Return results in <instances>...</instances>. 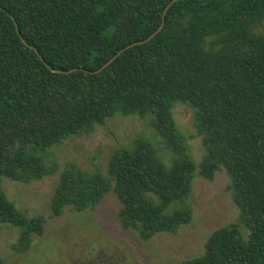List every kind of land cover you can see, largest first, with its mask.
Here are the masks:
<instances>
[{"label": "trees", "instance_id": "1", "mask_svg": "<svg viewBox=\"0 0 264 264\" xmlns=\"http://www.w3.org/2000/svg\"><path fill=\"white\" fill-rule=\"evenodd\" d=\"M262 23L264 0H0V223L17 228L15 247L28 249L44 219L18 210L1 180L50 176L53 147L135 115L163 145L137 138L105 172L65 164L51 214L85 212L111 190L122 227L148 240L190 223L195 172L211 180L223 169L237 222L174 264H264V28L252 31ZM176 103L192 111L198 164Z\"/></svg>", "mask_w": 264, "mask_h": 264}, {"label": "rangeland", "instance_id": "2", "mask_svg": "<svg viewBox=\"0 0 264 264\" xmlns=\"http://www.w3.org/2000/svg\"><path fill=\"white\" fill-rule=\"evenodd\" d=\"M264 23L253 26L260 32ZM174 121L187 140L189 154L198 164L204 154L201 137L192 125V111L176 103L172 108ZM147 139L152 145L162 144L151 129L148 120L135 115H115L96 126L87 136H75L53 147L50 160L57 170L39 181L29 183L1 180L7 199L26 216H42V235H33L26 250L15 247L17 228L0 223V259L3 264H174L198 257L204 250L207 237L215 229L237 222L238 210L227 190L229 178L223 169L211 180L198 172L192 180L188 203L192 219L173 233L155 234L141 240L132 229H125L117 218L120 204L110 190L92 208L76 212L64 208L59 216L50 212L49 202L58 181V173L67 163L85 171H106L111 152L130 146L137 138ZM159 157L168 165V158L159 151ZM243 238L247 231L239 226ZM107 258V259H106Z\"/></svg>", "mask_w": 264, "mask_h": 264}, {"label": "water", "instance_id": "3", "mask_svg": "<svg viewBox=\"0 0 264 264\" xmlns=\"http://www.w3.org/2000/svg\"><path fill=\"white\" fill-rule=\"evenodd\" d=\"M161 27V26H160ZM159 27V28H160ZM159 30V29H158ZM154 34H152L150 37H152ZM150 37H148L146 40H144V41H141V42H137L136 44H139V43H142V42H145V41H147V40H149L150 39ZM111 61V60H110Z\"/></svg>", "mask_w": 264, "mask_h": 264}]
</instances>
